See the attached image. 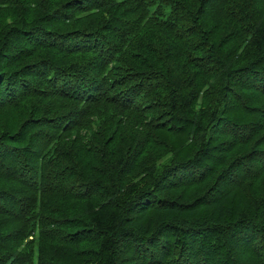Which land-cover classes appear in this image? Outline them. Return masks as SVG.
<instances>
[{"label": "trees", "instance_id": "obj_1", "mask_svg": "<svg viewBox=\"0 0 264 264\" xmlns=\"http://www.w3.org/2000/svg\"><path fill=\"white\" fill-rule=\"evenodd\" d=\"M0 264H264V0H0Z\"/></svg>", "mask_w": 264, "mask_h": 264}]
</instances>
